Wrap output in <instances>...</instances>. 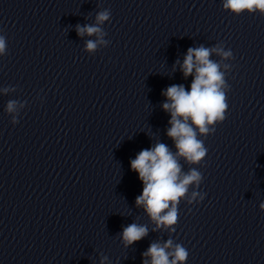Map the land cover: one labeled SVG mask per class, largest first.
I'll return each mask as SVG.
<instances>
[{"label": "clouds", "instance_id": "1", "mask_svg": "<svg viewBox=\"0 0 264 264\" xmlns=\"http://www.w3.org/2000/svg\"><path fill=\"white\" fill-rule=\"evenodd\" d=\"M222 9L236 16L245 12L264 16V0H222ZM110 19L111 11L103 9L95 14L93 23L75 25L77 36L87 38L84 52L95 55L110 44L105 39L107 32L103 28ZM7 54L6 37L0 34V57ZM213 56L219 57V60L212 59ZM233 59L231 49L226 50L221 42L211 47L203 44L189 47L183 62L177 59L173 65V71L179 66L184 79L192 77L189 88L184 84H172L161 93L166 98L161 107L170 114L166 135L172 140L175 151L158 141L130 160L131 170L138 174L143 184L142 193L135 198V205L142 208L155 225L153 232H167L171 236L176 231L181 201L192 205L205 198L206 193L196 190L204 179L196 166H203L208 153L204 140L214 134L216 125L227 118V94L231 89L226 77L233 67L227 61ZM15 91L13 86L0 88V94ZM26 103L17 99L7 101L4 111L11 117L12 125L19 123L18 117ZM181 161L189 166L187 171H184ZM259 208L264 211V202ZM148 234L147 225L133 222L124 226L118 236L123 246L128 248ZM188 256V250L172 238L166 241L158 239L142 253V264H185ZM107 260V256H102L100 264Z\"/></svg>", "mask_w": 264, "mask_h": 264}]
</instances>
